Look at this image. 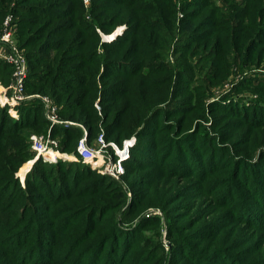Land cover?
<instances>
[{
    "label": "rangeland",
    "instance_id": "obj_1",
    "mask_svg": "<svg viewBox=\"0 0 264 264\" xmlns=\"http://www.w3.org/2000/svg\"><path fill=\"white\" fill-rule=\"evenodd\" d=\"M175 1L182 2V0ZM81 3H83V12ZM20 4V1H16L9 7L7 5L9 11L0 15V34L9 31L11 41V45L0 44V64H7L4 62V56L7 57L6 55L15 48L25 60L27 78L29 65L25 55L51 48L50 42L54 44L58 40L57 35L60 31L54 29L59 22L54 19L58 17H52V13L44 11L40 14V11L30 20L34 28L31 29V39L26 45L28 47L19 48L17 16L20 15L15 11ZM54 4L62 6L55 12L70 6V12L77 17V22L81 21L85 13V18L90 20L87 11L93 5V1L88 5H85L84 0H60L59 3ZM54 4L43 10H49L56 6ZM97 4L94 3V6L97 7ZM261 4H264V0ZM5 21L8 22L7 25ZM120 25L117 23L114 32L110 35L100 33L102 41L110 43L121 36L126 30V25ZM68 28L71 32H67L63 39L60 51L54 56L56 60L73 32L71 26ZM85 30L86 45L83 54L86 56V53L93 48L98 49L99 46L95 43L98 39L97 35H93L86 27ZM79 36L78 34L72 37V43ZM111 36L113 38H110ZM59 41L61 40L57 43ZM180 41L182 42L183 39ZM211 45L212 40H209L208 49ZM52 50L41 53L40 61L53 56ZM69 52L72 56H79L74 55L79 54V51L69 50ZM172 52L173 48L169 55L170 61L179 60ZM224 55L229 53L220 51L212 69L218 75L227 71L222 75L223 80L213 83L211 72L203 67L200 68L196 63L194 66L196 76L193 82L195 91L191 102L186 101L182 92L177 93V97L182 98L184 102H163L164 104L157 108L158 112L163 110V114L151 116L153 111L148 115V127L141 138H138V132L143 129L141 127L129 137H124V132H121L123 127H119L116 131L111 127L110 132L113 131V135L108 143H114L120 150L125 146L128 151L124 163L125 165L129 161L130 163L126 168L124 165L121 175L112 177L93 170L91 172L94 175L86 174L88 169L79 166V162L60 159L61 162L72 163L75 166L73 170L77 176L73 181H67V188L63 185L54 186L56 183L49 178L53 173L56 176L58 172L63 175V163L60 165L59 161L50 163L41 158L35 160L31 149V138L34 136L51 138V130L58 127L81 130L82 136L86 132L88 140V127L79 120L61 118L59 102H55L47 93L31 92L28 95L24 91L26 99L20 104L39 102L42 105L43 120L39 108L36 109L38 115L36 112L32 115L29 113L22 115L19 109L10 115L3 102L0 103V118L8 120L7 123L5 122L6 128L15 123H18L16 127H19L26 121L28 122L26 126L29 127L16 128V135L13 137L8 135L7 138L11 147L13 143H22L27 152L25 155L28 157L24 158L18 168L13 167L8 170L13 172L12 176L7 177L0 173V180L17 183L22 191L21 196H24L22 201L8 202L7 206L1 207L4 210L3 214L6 208L13 212L19 210L14 214L19 217L20 212L27 210L29 218L35 214L37 225L55 224L54 228L46 231L50 236L48 238L50 243H53L52 248L48 251L44 249L43 253H40L39 263L227 264L228 258L232 257L233 261L229 259L230 264H241V262L249 264L260 258L264 260V225L253 227V224L257 223L256 220L261 218L264 220V126L238 122V116L235 115L241 111H245L247 115L250 113V107L253 106L252 99H264V88L251 85V81L256 78L255 75L264 78V58L257 60L256 54L250 55L252 64L239 69L238 66L229 63V60L234 61L235 56L224 58ZM86 57L90 58L89 55ZM196 58L194 57V60ZM88 63L93 68L97 67L95 61ZM85 64L86 62L81 63L80 66ZM68 66L62 71H68ZM45 68L46 66L39 65L34 70L38 75L44 72ZM86 70L90 72L92 69L86 67ZM54 72L55 76H58L57 69ZM93 79L89 80L93 81ZM172 82L171 80L166 85L169 86L170 91ZM1 86L3 85L0 83ZM43 98L49 99L50 105L55 107V122L47 119ZM238 99L241 102L235 101ZM66 100L63 97V102L60 103H65ZM159 101L157 93V102ZM157 102H145L146 108ZM118 103L121 107L122 103ZM140 104L139 101L132 102L137 109H142ZM94 107L98 117L92 124L99 129V132L93 143L88 141L91 147H96L97 139L101 134L105 139L103 110L106 107L102 104L103 109H101L99 100L94 102ZM35 116L40 119L39 123L34 120ZM117 116L115 119L119 121L120 116L122 119L124 115ZM112 117L113 115L110 116ZM32 119L36 124L32 123ZM60 136L51 140L58 144ZM68 138L66 145H69L70 149L75 145V141L70 143L71 140H76L77 136L75 134L72 138L70 134ZM4 143L8 145L7 142ZM16 150L8 149L4 152L7 162L10 161L7 157L8 153L16 154ZM4 158V155L0 156V170L3 169ZM17 160H19L18 155L13 162ZM39 160L40 163L36 165ZM25 165L26 167L23 168ZM86 167L90 170L89 166ZM180 171L186 174L182 175ZM42 177L46 179L42 180ZM2 187L0 183V188ZM13 192L14 189L11 193ZM18 192L16 191L14 196ZM52 193H56L53 198V200L57 199L55 202L48 200ZM2 194H5L4 189ZM245 206L247 208L242 211V207ZM242 220L246 223H242ZM10 237L12 238L13 235L6 232L0 241L10 240ZM107 238L109 242L103 241ZM25 242L22 249L32 244L31 240ZM23 256L27 259L30 253L25 252ZM207 259L211 261L207 262ZM0 264H15L12 247L0 245Z\"/></svg>",
    "mask_w": 264,
    "mask_h": 264
},
{
    "label": "trees",
    "instance_id": "obj_2",
    "mask_svg": "<svg viewBox=\"0 0 264 264\" xmlns=\"http://www.w3.org/2000/svg\"><path fill=\"white\" fill-rule=\"evenodd\" d=\"M16 1L21 3L18 5V10L15 11L20 15L17 16L19 48H21L20 46H26L30 41L31 29L34 28L30 20L40 11V14L46 12L52 13V17H58L54 19L59 21L54 29L60 31L57 37H59L58 40H61L58 43L57 40L54 44L50 42L51 48L49 49H53L51 51L53 56L47 57L43 61H40V58H42L40 55L49 49L41 50L39 53L29 52L25 55L29 65L24 84L25 92L28 95L31 92L47 93L55 102H59L60 117L79 120L85 124L88 127V141L90 143L94 142L99 132V129L92 124L98 117V112L94 107V102L98 100L101 109H103L102 104L106 107L103 110L105 115L103 129L107 142L112 140L110 137L113 135V131H116L119 127H123L121 132H124V137L131 136L135 130L141 127L143 129L138 132V138H141L148 127V115L153 111L151 116L153 114H156V116L163 114V110L157 111L158 106L164 104L163 102H184L182 98L177 97L179 92H182L187 102H191L193 91H195L193 82L196 76L194 72L196 63L200 68L203 67L211 72L213 83L216 84L223 80L224 76L222 75L227 72L218 75L212 71L220 51L229 53V55H224V58L235 56L234 61L229 60V63L238 66L239 69L252 64L251 56L253 54H256L257 60L264 58V4H261L262 0H182L181 3L175 0H90L91 4L93 1V5L87 11L90 20L85 18V13L80 22H77V17H74L70 12V6L55 12L62 7L59 4H54L59 3L60 0H0V15L7 13L9 11L7 5L9 7L11 3ZM94 3H98L97 7L94 6ZM53 4L56 6L51 7L49 10H43ZM82 4L81 10L83 12ZM117 23L121 24L120 26L126 25V30L114 41L110 43L103 42L100 33L112 34ZM70 26L73 32L56 60L54 56L60 51L67 32H71V29L68 28ZM85 27L98 37L95 42L99 46L98 49L93 48L86 53V56L89 55L90 58L83 54V48L86 45ZM78 34L80 36L76 37L75 42L72 43L71 38ZM110 38H113V36ZM180 39H183V41L179 42ZM209 40H212V45L208 49ZM171 48H173L172 54L178 56V59L182 62H179V60L170 61ZM69 50L79 51V54H74L79 56H72ZM194 57L197 58L194 60ZM94 61L97 64L96 68L88 63ZM84 62L86 64L80 66ZM39 65H44L46 68L44 72L37 75L34 69ZM65 66L69 68L68 71L63 72ZM86 67H90L92 70L87 72ZM55 69H57L56 73L59 78L55 76ZM12 72V66L0 64V83L3 86L9 85ZM255 76L256 78L251 81V85L260 89L264 88V78H260L259 75ZM97 78H99L98 81ZM89 79H93V81ZM171 80L173 82L170 84V91L169 86L166 85ZM157 93L159 94L160 103L157 102ZM63 97L67 100L65 103H60L63 102ZM244 100L246 99L244 98ZM137 101L141 102L140 108L142 109H137L132 105V102ZM252 101L251 105L253 106L250 105V113L246 115L245 111H241L235 114L238 116V122H247L252 126H264V99ZM118 102L122 103L121 107ZM145 102L157 103L148 105L147 109ZM189 106L192 108L190 103ZM37 108L40 109L41 119L43 120L42 105L39 102L23 103L18 109L22 112V115L28 113L32 115L34 112L38 115ZM112 115L113 117L110 118ZM117 115L124 116L122 119L120 116L118 121L115 119L118 117ZM34 120L37 123L40 121L38 116H35ZM34 120L32 119V123L36 124ZM7 121L0 118V156H5L2 159L5 162L0 173L10 177L13 172L8 170L13 167L18 168L23 163L24 158L28 156L25 155L27 152L24 150L25 147L22 143H13L12 147L9 145L8 135L11 137L16 135V128L29 127L26 126V123H28L26 121L24 125L20 124L19 127H16L18 123H15L6 128L5 122L7 123ZM45 123L49 125L46 121ZM111 127L114 129L110 132ZM54 130H51V138L56 139V136L61 135L58 139V149L63 153L75 154L77 142L83 134L82 131L58 127ZM70 134L72 138L76 134L77 138L71 140L70 143L75 141V145L69 149L70 146L66 144ZM4 142H7L8 145ZM8 149H17L16 154L12 153L13 155H11L8 153L9 162H7L6 153H4ZM17 155L19 160L13 162ZM134 155L135 152L133 151V158ZM12 157L14 158L12 159ZM61 163H63V175L61 176L58 172L56 176L53 173L49 178H52L51 181L56 183L54 186L63 185L67 188V181L71 182L77 176L73 170L75 166L72 163L58 162L59 165ZM129 163L130 161L126 165ZM78 165L88 169L86 174L91 173L94 175L93 172L95 171L91 172V169L89 170L81 163ZM180 174L186 173L180 171ZM45 179L42 177V180ZM43 182L45 183V181ZM0 183L3 186L0 188V239L3 238V234L6 232L13 235L10 240L2 239L0 245L12 247L15 264H43L39 263L40 253H43L44 249L48 251L53 245V243H50L48 239L50 236L46 234V231L54 228L55 224L52 226L37 225L35 214L29 218L27 210L20 212L21 216L19 217L14 215L19 210L13 212L11 209L6 208L3 214L4 210L1 207L7 206L8 202L22 201L24 196H21L20 192L22 191L17 183L8 182L10 183L8 184L6 180H0ZM11 187L14 189L13 193H11ZM3 189L5 194H2ZM16 191L19 192L14 196ZM55 195L56 193H52L48 200L55 202L57 200L56 198V200H53ZM246 208V206L242 207V211ZM256 221L257 223L253 224V227L264 225L262 218ZM241 222L246 223L245 220ZM41 223L43 224V222ZM30 240L32 244L22 249L24 241L28 243ZM103 241L109 242V238ZM25 252L30 253V256L26 257L27 259L23 256ZM229 259L233 261V258L229 257L227 264L231 263ZM210 261V259H207V262ZM241 264L246 263L241 262ZM249 264H264V260L260 258Z\"/></svg>",
    "mask_w": 264,
    "mask_h": 264
},
{
    "label": "built area",
    "instance_id": "obj_3",
    "mask_svg": "<svg viewBox=\"0 0 264 264\" xmlns=\"http://www.w3.org/2000/svg\"><path fill=\"white\" fill-rule=\"evenodd\" d=\"M90 0H84L85 5H88ZM7 25L8 22L5 21ZM5 43L11 45L10 32L4 31L0 34V44ZM4 56V62L11 65L13 68L12 80L8 86H1L0 103L7 107L8 113L12 115L18 111L24 97V84L26 79V63L24 58L13 48L10 54ZM47 110L46 117L49 121L55 122L54 112L55 107L50 105L49 99L43 98ZM3 106V105H2ZM31 149L35 155V160L43 159L50 163H56L60 159L70 162H79L85 166H89L91 170L107 176H119L123 173L124 161L127 158L128 151L126 147L121 150L114 143L105 141L101 134L96 142V147L88 145L87 134L78 140L76 152L73 155L62 153L58 149L56 141L45 136H34L31 138Z\"/></svg>",
    "mask_w": 264,
    "mask_h": 264
},
{
    "label": "bare ground",
    "instance_id": "obj_4",
    "mask_svg": "<svg viewBox=\"0 0 264 264\" xmlns=\"http://www.w3.org/2000/svg\"><path fill=\"white\" fill-rule=\"evenodd\" d=\"M22 179H24V177Z\"/></svg>",
    "mask_w": 264,
    "mask_h": 264
}]
</instances>
